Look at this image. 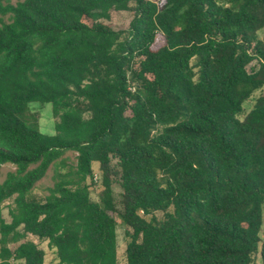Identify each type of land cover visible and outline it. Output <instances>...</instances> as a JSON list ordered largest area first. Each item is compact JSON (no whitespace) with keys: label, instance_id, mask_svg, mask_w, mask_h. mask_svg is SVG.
Masks as SVG:
<instances>
[{"label":"trees","instance_id":"16d2710c","mask_svg":"<svg viewBox=\"0 0 264 264\" xmlns=\"http://www.w3.org/2000/svg\"><path fill=\"white\" fill-rule=\"evenodd\" d=\"M259 31L264 0H0V264H44L27 235L58 264H117L116 219L125 264H264ZM32 102L52 135L27 125Z\"/></svg>","mask_w":264,"mask_h":264},{"label":"rangeland","instance_id":"374dc122","mask_svg":"<svg viewBox=\"0 0 264 264\" xmlns=\"http://www.w3.org/2000/svg\"><path fill=\"white\" fill-rule=\"evenodd\" d=\"M18 0H9L11 4H15ZM132 14L128 11H112L110 12V17L108 20H103V22L109 25L114 30H126L128 28V24L131 20ZM258 38L264 40L263 31L258 32ZM255 66V63H250L247 67L249 70L250 67ZM259 94L258 91L254 92L248 101L245 102V112L251 107L255 97ZM27 118H34L35 122H27V125L34 128L38 132L44 135H52L54 133L53 124L54 119L51 114V105L49 103L40 104L38 102H32L28 105V113ZM76 153L74 152H66L63 155V158H66V162L69 165H74L75 163ZM14 167L9 164H3L0 166V181H2L5 177V174L13 170ZM93 170V180L92 183L90 180H87V183L90 184V198L93 201L98 200V192L100 191V181H99V173L97 170V164H92ZM53 167L50 166L45 175L35 183L32 189V195L39 200H43L45 196L48 195V189L53 185ZM112 190L116 199L119 197L120 189L117 184L112 185ZM12 205V199H8L4 201L1 205V214L5 221H9L8 216V207ZM157 217H161V213L156 214ZM116 255H117V264H125V243L126 239L124 237V226L116 219ZM260 236L264 237V206H263V225L260 232ZM27 240H30L37 244V246L43 250L44 252V264H58V260L56 258V254L53 248L47 245L46 240H39L34 236L27 235ZM17 264H22V262L18 261ZM251 264H263L259 255L255 254L253 257V261Z\"/></svg>","mask_w":264,"mask_h":264}]
</instances>
